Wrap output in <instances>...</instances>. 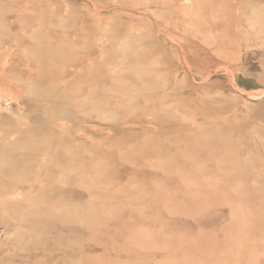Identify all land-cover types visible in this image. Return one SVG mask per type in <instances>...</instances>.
I'll return each instance as SVG.
<instances>
[{
	"label": "rangeland",
	"instance_id": "rangeland-1",
	"mask_svg": "<svg viewBox=\"0 0 264 264\" xmlns=\"http://www.w3.org/2000/svg\"><path fill=\"white\" fill-rule=\"evenodd\" d=\"M0 264H264V0H0Z\"/></svg>",
	"mask_w": 264,
	"mask_h": 264
},
{
	"label": "bare ground",
	"instance_id": "bare-ground-1",
	"mask_svg": "<svg viewBox=\"0 0 264 264\" xmlns=\"http://www.w3.org/2000/svg\"><path fill=\"white\" fill-rule=\"evenodd\" d=\"M100 54V53H99Z\"/></svg>",
	"mask_w": 264,
	"mask_h": 264
}]
</instances>
